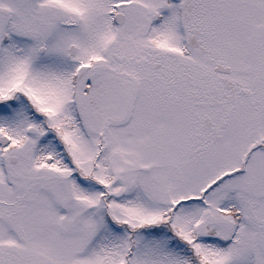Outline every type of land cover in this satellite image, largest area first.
I'll return each instance as SVG.
<instances>
[{"label":"snow or ice","instance_id":"snow-or-ice-1","mask_svg":"<svg viewBox=\"0 0 264 264\" xmlns=\"http://www.w3.org/2000/svg\"><path fill=\"white\" fill-rule=\"evenodd\" d=\"M0 264H264V0H0Z\"/></svg>","mask_w":264,"mask_h":264}]
</instances>
